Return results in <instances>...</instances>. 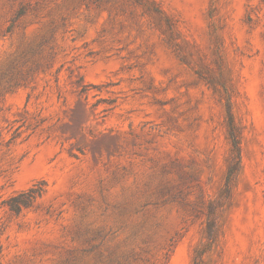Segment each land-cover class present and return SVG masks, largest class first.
<instances>
[{
  "label": "rangeland",
  "instance_id": "374dc122",
  "mask_svg": "<svg viewBox=\"0 0 264 264\" xmlns=\"http://www.w3.org/2000/svg\"><path fill=\"white\" fill-rule=\"evenodd\" d=\"M0 264H264V0H0Z\"/></svg>",
  "mask_w": 264,
  "mask_h": 264
},
{
  "label": "trees",
  "instance_id": "16d2710c",
  "mask_svg": "<svg viewBox=\"0 0 264 264\" xmlns=\"http://www.w3.org/2000/svg\"><path fill=\"white\" fill-rule=\"evenodd\" d=\"M230 131H229V139L231 141V145H232V163L230 165V176H232L239 167V164L241 162V147H240V139H239V135L237 132V129L233 123L232 117L230 116ZM32 192V191H31ZM30 192V193H31ZM26 194H21V197L25 196ZM22 204L24 205L25 203H21L18 207H16L15 209L12 210L14 211H19L21 209Z\"/></svg>",
  "mask_w": 264,
  "mask_h": 264
}]
</instances>
